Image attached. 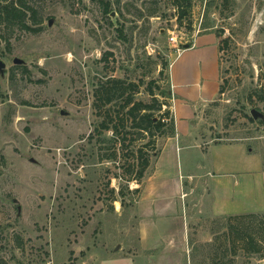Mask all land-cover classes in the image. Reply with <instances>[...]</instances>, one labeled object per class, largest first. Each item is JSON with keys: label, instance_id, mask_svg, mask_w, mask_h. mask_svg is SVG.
<instances>
[{"label": "rangeland", "instance_id": "rangeland-1", "mask_svg": "<svg viewBox=\"0 0 264 264\" xmlns=\"http://www.w3.org/2000/svg\"><path fill=\"white\" fill-rule=\"evenodd\" d=\"M21 2L35 11L31 30L0 18V264H111L138 249L148 216L150 233L180 231L186 216V264H264V213L245 222L210 213L215 152L239 163L238 149L204 153L243 144L244 159L264 167V0H192L181 24L174 0H0ZM205 34L222 48L223 91L195 110L201 150L184 133L180 102L182 140L168 142L178 134L172 84L191 53L172 62ZM109 79L124 81L125 95L105 106L96 93ZM150 91L166 103L155 112H170L166 127L154 138L129 134L132 105L123 106L129 97L153 105ZM141 149L150 166L137 181ZM263 198L260 183L255 207Z\"/></svg>", "mask_w": 264, "mask_h": 264}, {"label": "crops", "instance_id": "crops-1", "mask_svg": "<svg viewBox=\"0 0 264 264\" xmlns=\"http://www.w3.org/2000/svg\"><path fill=\"white\" fill-rule=\"evenodd\" d=\"M189 53H191V55L188 56L180 69V75L185 81L180 80L178 84H174L173 86L172 71L170 69V80L173 88L172 95L174 98L173 105L178 134L177 137L168 142V144L173 142L178 144V140H182L179 133L181 124L177 121V107L175 106L180 102L181 109L185 111V116L182 118V124L185 130L184 133L186 137L190 139V144H193L191 146H196L202 150L198 140L194 137L190 129V125L194 126L195 110L200 108L202 104L205 105L213 102L220 93L222 79L219 40L215 34L198 36L194 40V44L191 48H185L178 53L172 65L177 58ZM211 146H213L214 151L221 146L233 150L238 149L240 154L236 151L234 156H238L239 159L241 157L243 160H240L239 163L236 159L226 160V158H222L217 151L215 152V158L212 162V167L215 172L212 173L213 170H207L208 173L204 176L202 175L200 178L206 181L209 175H211V173L213 174V202L211 204L210 213L213 216H232L242 213L263 214L264 198L259 205H263L261 209L254 205L258 199L260 183L264 188V167L262 161L258 158L255 162L253 159H244L245 157H249L248 153H252V151L248 150L243 144H213L205 150L204 153H206V155L210 151ZM199 169L205 168L202 167ZM237 175L241 177L233 181L232 178H235L234 176ZM242 176H244V178ZM152 177L153 175L148 178L149 180L147 181L148 184L143 198L144 210H147L148 214L152 211L154 206V199L149 193V183ZM182 177L183 176H180V179H182ZM183 188L184 186L182 187L181 181L178 197L181 203V194L184 191ZM178 205L173 206L178 207ZM163 208H165V206H163ZM170 212L171 211L164 212V216L161 218L164 224L173 221L172 219L175 214H171ZM183 212H185L184 209ZM149 219L150 217L148 216L147 220L141 225V233H138V249L129 254H122L113 258L110 260L111 264L113 261H115L116 264H121L125 258L124 255H127L128 258L131 257L130 260H132L133 264H186L185 255L187 252L189 235L186 216L181 230L177 232H173L169 228L162 231L159 230L156 233H150L146 230L148 221H150ZM132 253L133 255H131Z\"/></svg>", "mask_w": 264, "mask_h": 264}, {"label": "trees", "instance_id": "trees-1", "mask_svg": "<svg viewBox=\"0 0 264 264\" xmlns=\"http://www.w3.org/2000/svg\"><path fill=\"white\" fill-rule=\"evenodd\" d=\"M176 3V8L178 11L177 21L181 24L184 18H189L190 9L192 7V0H174ZM186 6V9L184 7ZM27 11L31 12L32 14L35 11L27 5L25 2L21 3H8L2 4L0 3V18L1 22H5L7 24H18L24 30H31L30 27L27 25V18L28 13ZM106 13L110 14L112 11L110 10L109 6L106 7ZM220 51L222 48L220 47ZM133 86V85H131ZM124 81L121 79H109L105 84H103L97 90V98L103 104L110 105L115 101L121 99V96L125 95L124 93ZM223 91L222 85L220 87V93ZM151 95L153 96L154 104H146L143 102L134 103L133 97H129L127 102L123 106V108H127L132 105L131 109L129 110V121L131 122V131L129 134H133L132 130H139V134L143 136H151L152 138L156 137L157 133L161 134L162 130L166 127V119L169 118L170 112L167 111L163 113L159 119H156L155 112L156 110L160 111L163 108H166L164 105L166 103L159 102L156 95L152 92ZM164 98H168V93H162ZM100 107V106H99ZM121 124H124V120H120ZM103 127L106 130H110L109 122L104 121ZM116 133H118V125L116 124L115 127H112ZM139 158L141 162H139L140 168L136 174V180L141 181L144 176L145 172L150 166V159L145 157L143 154L142 149L138 151ZM255 217L254 214H247V215H236L231 216V221H242L245 222L248 219H253ZM244 224V223H243ZM253 223H247L246 226L251 227ZM252 252H258L255 247H252Z\"/></svg>", "mask_w": 264, "mask_h": 264}, {"label": "water", "instance_id": "water-1", "mask_svg": "<svg viewBox=\"0 0 264 264\" xmlns=\"http://www.w3.org/2000/svg\"><path fill=\"white\" fill-rule=\"evenodd\" d=\"M187 48H190V46H187ZM0 68H4V64H2L1 62H0ZM253 115L255 118H257L259 116L256 111L253 112Z\"/></svg>", "mask_w": 264, "mask_h": 264}, {"label": "built area", "instance_id": "built-area-1", "mask_svg": "<svg viewBox=\"0 0 264 264\" xmlns=\"http://www.w3.org/2000/svg\"><path fill=\"white\" fill-rule=\"evenodd\" d=\"M176 39L175 38H172V41H175Z\"/></svg>", "mask_w": 264, "mask_h": 264}]
</instances>
